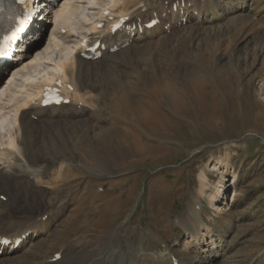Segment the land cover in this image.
<instances>
[{"label": "rangeland", "instance_id": "obj_1", "mask_svg": "<svg viewBox=\"0 0 264 264\" xmlns=\"http://www.w3.org/2000/svg\"><path fill=\"white\" fill-rule=\"evenodd\" d=\"M261 2L246 0L245 11L199 33L200 49L207 45L206 50L192 51L184 31L149 52L114 60L91 92L95 109L83 118L90 123L81 121L77 131L68 129L58 138L59 146L44 148L79 175L59 185L54 182L58 165L47 161L42 167L47 172L35 179L40 183L32 176L20 178L33 204L59 208L80 194L85 209L69 222V206L39 257L68 244L100 256L108 249L103 264H129L123 256L129 251L147 254L141 264H156L160 255L166 264H202L190 235L205 232L206 225L223 247L213 264H264V91L259 92L264 12H248ZM83 7L89 12L88 3ZM242 16L252 19L244 26L233 21ZM75 24L80 25L78 19ZM52 28L47 22L29 52L43 45ZM91 126L104 134L98 136ZM225 161V168L211 172ZM202 174L207 186L194 201ZM47 182L53 185L43 197ZM222 182L225 195L217 205L224 209L216 214L207 198ZM191 203L201 210L195 232L179 224Z\"/></svg>", "mask_w": 264, "mask_h": 264}, {"label": "bare ground", "instance_id": "obj_2", "mask_svg": "<svg viewBox=\"0 0 264 264\" xmlns=\"http://www.w3.org/2000/svg\"><path fill=\"white\" fill-rule=\"evenodd\" d=\"M54 1H42L49 7L45 22L35 18L28 31V37L17 50L16 58L0 67V76L8 73L6 81L0 86V242L4 239L10 241L11 248L16 240L21 241L14 251L2 248L0 264H103L107 261L104 259L108 249L100 256L77 248L70 249L68 244L58 247L50 256L39 257L38 250L69 206L73 205L69 222H75L85 209L81 208L80 194H76V198H71L69 203L59 208L33 204L29 191L21 185L20 178L32 176L34 180L39 179L42 172H47L42 169L47 161L52 165L57 163L54 182L59 185L68 179V176L74 178L79 175L72 172L67 162L60 157L48 154L45 146L49 147L50 143L59 146L58 138L64 136L68 129L76 130L81 121L90 123L89 118L85 121L83 118L88 111L95 109L91 92L94 91L96 83L101 82V78L107 75L106 71L110 73L114 60L117 61L122 55H130L133 51L149 52L153 45L156 47L159 43L171 39L174 34L184 31L183 37L190 40L189 47L192 51L204 50L207 45L200 49L202 44L199 45L197 40L199 33L212 30L215 23L229 15H234L235 18L236 14L247 8L246 0H163L161 4L155 3L154 0ZM85 1L90 7L87 8L89 12L84 13ZM252 6L254 8L248 10L249 14L256 9L264 12V2ZM54 13L53 28L48 32L43 45L29 53L30 44L40 35L47 20H51ZM249 17L242 16L233 21L244 26ZM183 18L186 20L185 25L182 24ZM77 19L79 26L75 24ZM151 21H155V25L148 28ZM233 25L235 26V23ZM101 48L104 50L101 51ZM98 52L100 57L95 60L84 57ZM49 89L57 90L62 102L43 107L46 102L45 92ZM263 91L264 75L259 81V92ZM66 100L67 104L64 103ZM91 128L98 131V136L104 134L102 128ZM226 165V161L220 165L216 163L211 172H219L221 167L225 168ZM107 167L106 170L109 171ZM199 177L201 188L195 192L194 201L203 196L207 186V177L203 174ZM232 177L235 182L236 175L233 174ZM36 182L38 184L40 180ZM51 184L52 182H47L40 186L43 197L48 193ZM224 195L223 182L208 195L207 204L214 208L216 214L223 212L224 208L217 203ZM200 213L199 203L197 206L191 203L189 215H182L179 224L195 229ZM201 228L205 232L190 235L195 243V253L202 264H213L217 252L223 247L219 237H213L206 225ZM57 255L59 259L56 258ZM145 255L138 257L133 251L123 253L129 264H134L136 260V264L139 261L140 264L144 263ZM124 257L122 258L125 259ZM158 257L162 260L156 264L167 263L162 255ZM124 263L126 264L125 261Z\"/></svg>", "mask_w": 264, "mask_h": 264}, {"label": "snow or ice", "instance_id": "obj_3", "mask_svg": "<svg viewBox=\"0 0 264 264\" xmlns=\"http://www.w3.org/2000/svg\"><path fill=\"white\" fill-rule=\"evenodd\" d=\"M24 23V21H20V24L22 25ZM17 31H20V29L18 28ZM5 55V50L4 48L0 47V56H3Z\"/></svg>", "mask_w": 264, "mask_h": 264}]
</instances>
